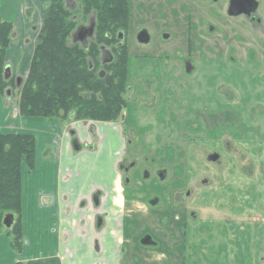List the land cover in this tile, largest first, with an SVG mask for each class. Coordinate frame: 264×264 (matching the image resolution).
Masks as SVG:
<instances>
[{"label":"rangeland","instance_id":"1","mask_svg":"<svg viewBox=\"0 0 264 264\" xmlns=\"http://www.w3.org/2000/svg\"><path fill=\"white\" fill-rule=\"evenodd\" d=\"M66 1L72 10L77 9L76 0ZM229 1L130 0L129 85L136 87L141 78L153 80L160 88L159 84L170 81L175 68V82L183 83L187 90L181 93V100L174 101L183 107L175 120H169L165 94L161 93L162 103L157 108L130 103L127 122L121 125L132 142L128 143L129 154L139 144L138 148L146 145L141 156L134 152L140 165L147 166L152 174L160 166L166 168L161 171L165 187L160 192L176 210L169 212L166 225V216H162L167 213L166 204L149 205L148 193L143 194L144 203L112 205L114 224H120L122 215L133 211L140 214L139 226L132 228V218L128 219L126 233L133 230L129 232L127 253H121L124 238L120 230L112 231L111 244L108 239L105 245L101 239L95 240L89 251L92 264H119L121 259L128 260L124 264H238L251 259V250L264 247V58L254 60L248 53L240 57L233 51L238 41L235 25L240 21L227 16ZM258 1L263 8L264 0ZM47 4L48 0H0V7L19 10L14 29L17 41L38 36ZM143 31L149 40L141 43ZM189 39L196 50L193 58L174 59L176 50L188 52ZM223 88L234 90L238 98H228ZM14 92L0 96L17 103L19 91ZM146 99L154 102L151 93ZM258 103L261 106L256 108ZM211 153L220 154L221 162L209 160ZM148 155L159 163L148 166L146 161L152 160ZM175 181L177 186L170 185ZM186 227L189 242L184 248ZM1 228L9 230L7 225ZM154 232L166 246L154 250L135 247L142 245L139 239L143 234L153 237Z\"/></svg>","mask_w":264,"mask_h":264},{"label":"crops","instance_id":"2","mask_svg":"<svg viewBox=\"0 0 264 264\" xmlns=\"http://www.w3.org/2000/svg\"><path fill=\"white\" fill-rule=\"evenodd\" d=\"M258 7L255 14L261 22L248 16L236 17L240 21L234 32L238 41L233 51L237 56L248 53L254 60L264 58V7L261 3ZM0 12L17 25V8L13 11L11 6H1ZM16 37L15 33L6 59L10 75L24 79L37 35L34 39L21 37L19 41ZM224 92L229 98H238L232 89L224 88ZM260 106L258 103L256 108ZM0 133L31 134L37 138L35 167L22 166L24 250L17 253L8 234L0 231V264H92L89 251L96 236L104 245L107 239L111 244L112 231H123L121 225L113 223L112 212V205H124L116 169L124 147L121 124L26 117L20 114L17 103L0 96ZM95 191L101 193L103 213L109 214L101 233L96 228L98 211L80 208ZM261 221L264 223V217ZM249 257L238 264H264V247L251 250Z\"/></svg>","mask_w":264,"mask_h":264},{"label":"trees","instance_id":"3","mask_svg":"<svg viewBox=\"0 0 264 264\" xmlns=\"http://www.w3.org/2000/svg\"><path fill=\"white\" fill-rule=\"evenodd\" d=\"M76 2L77 9L72 10L66 0L50 1L29 74L20 86L15 75L6 77L7 51L16 26L0 12V93L14 94L18 89L22 116L116 121L128 105L130 55L119 33L128 36L130 0ZM93 17L94 35L85 46L75 41L73 34L79 23L90 22ZM103 47L111 49L113 61L102 62ZM36 150L34 135L0 133V231L6 225V216L14 215L6 233L17 253L25 245L22 166L26 163L31 169L35 167Z\"/></svg>","mask_w":264,"mask_h":264},{"label":"flooded vegetation","instance_id":"4","mask_svg":"<svg viewBox=\"0 0 264 264\" xmlns=\"http://www.w3.org/2000/svg\"><path fill=\"white\" fill-rule=\"evenodd\" d=\"M50 1L51 0H48L47 7H45V10H46L45 16L47 14ZM234 1L235 0H230L229 5L226 8V14L230 19L243 15V16H248L252 20H257L258 22H261V18H259L255 14L259 8L258 6H259L260 2L258 0H236L239 2L238 3L239 7L243 9V11L241 13H238V14H232L231 13V8L234 5ZM45 16H44V18H45ZM76 18H80V16L79 17L76 16ZM43 22H44V19L42 21L41 26H43ZM93 23H94V17L89 22V25H86L84 22L79 23V26H78L76 32L73 34L74 40L77 42L83 43L86 46L87 44H85L84 42L86 41V43H88V40L90 38H92L94 35V32L92 35L89 34V32H90L89 29ZM14 24H15V22H14ZM15 26H16V24H15ZM82 28H83V32H80V29H82ZM94 28H95V25H94ZM39 34H40V32L38 33V36L36 38L35 46H36ZM140 35H139V37H140ZM119 38L123 43L127 44L128 51H129L128 37L124 33L121 32V33H119ZM148 40H149V36H148ZM139 41L141 43L146 42V41H141L140 39H139ZM192 42H193V40L189 39L190 45L188 44L189 49H188V52H186V54L184 52H182L181 50H176L175 53H173V55L175 54L174 55L175 57H173V58L178 59V60L181 59V60H185V61H190V59L193 58V55L196 52V50L193 46L194 43H192ZM35 46H34V49H35ZM207 48H209V47H207ZM179 51L182 52L181 55L178 54ZM33 53H34V50H33ZM129 55H130V52H129ZM32 57H33V55H32ZM101 60H102V62H111L114 60V55H113L111 49H109L107 47H103ZM167 60L171 61L172 59L168 58ZM31 61H32V59H31ZM178 63H179V61H178ZM178 63H177V65H180ZM30 66H31V64H30ZM170 69H172V67ZM174 69H173V71H174ZM29 71H30V69H29ZM129 71H130V68H129ZM173 71H171L172 77L169 79L170 81L169 82L166 81V83H163L162 85L159 84L160 88L158 87L157 84L153 83L152 79H151L152 80L151 82H148L145 79L141 80V78H139L140 83L138 85H136L137 88L134 85H131V84L128 85L127 94H126V99H127L128 105L123 110L122 114L120 115V117L116 121H97V120H84V121L118 123L121 125L125 124L127 122L128 115H129L128 107H129L130 103L135 102V103L141 104L143 107L157 108L162 103V102H160L161 101L160 100L161 93L163 95L165 94V99H166L165 107L168 108L169 120H175L177 118L178 113L182 112L183 107H182L181 103L179 105L177 104V106H176V102H174V101H177L178 98L181 100V96H180L181 93H184L187 90H186V87L183 83L177 84L175 82V79L173 76ZM189 71H191V69H189ZM28 74H29V72H28ZM101 74L104 75L105 73L102 72ZM130 76H131V74H130ZM16 77L18 79L20 78L18 76H16ZM26 78L27 77L22 79V82L25 81ZM130 79H131V77H130ZM223 91H224V88H223ZM150 93L152 94V97L154 99L153 103H151L150 101H148L146 99L147 97H150ZM178 93H179V95H178ZM228 98H229V95H228ZM17 104H18V102H17ZM18 106H19V104H18ZM184 117H187V116L185 115ZM67 120L82 121V120H75L73 116H71ZM122 131H123V136H124V147H123L121 154L117 160L116 169H117L118 173L120 174L119 186H120V188L122 187L123 201L125 203H130L132 201L143 202V198H144L143 194L148 193L147 195H149V198L147 199V201H148L149 205L158 206L162 202H164L166 204L167 213L163 214L162 216H166V217H163V219H166V221L164 223L166 225H169V219H170L169 218V212L176 210V207L173 206L174 203L172 201H168V198H166L167 196L163 195L162 192H160V188L165 187V186H163L162 180H164V179H162V178H164V177H162L161 171H163V170L165 171L166 168L164 166L163 167L160 166L158 168V170H156V173L152 174V172L149 169H147L148 168L147 166L145 167L144 165H140L139 159L134 157V152L137 151L138 153H136V154L141 156L140 153L144 149L146 150V145L144 144L145 147H142V148L139 147L140 148L139 149L138 148V146L140 145L139 144L134 149V151L133 152L131 151V153L129 154L128 143H132V142L128 141V137L125 135L123 128H122ZM185 132H188V131L185 129ZM229 146L231 147L230 144H229ZM146 153H147V151H146ZM220 156L221 155L218 153H211L208 156V159L212 160L214 162H221ZM216 157H218L219 159L217 160ZM150 158H152V157H150ZM157 161H158L157 159L152 158V160L146 161V162H150L148 166H151V164H155ZM157 163H159V162H157ZM205 183L206 184L209 183L208 179L207 180L205 179ZM172 184H173V187L177 186L176 181L173 183H170V185H172ZM167 185L169 186V183H167ZM155 187L158 191V194L156 193L157 191H155V192L153 191L154 190L153 188H155ZM119 194H120V191H119ZM153 200H156V204L152 203ZM169 203H172V204L169 205ZM102 206H103L102 196H101V193L99 191H95L89 199H87V200L85 199L84 201H82V203L80 205V208L82 211H85L89 208L90 209L92 208L93 211L94 210L98 211V213L96 215V225H97L96 228L98 230V233H101L103 231V229L107 226V217L106 216H109V214L103 213ZM139 216H140V214L138 212L135 213L132 211V213L122 215L121 223L120 224L118 223V225H121L122 230H123L122 234H123L124 240L122 239V243H121V253L122 254L124 252L127 253V251H128V249H126V246H128L127 242L129 241L128 240L129 235H130L129 232L131 230H133V229H130L129 232L126 233V231H127L126 227L128 226V219L132 218L133 224H130V226H132V228L134 227V225H135V227H137V226H139V221H138L140 219ZM189 217L194 218L193 213H191V215L189 213ZM160 219L161 218L159 217V221H160ZM134 220H136L135 224H134ZM132 221H131V223H132ZM186 229H187V227L184 229V241H182L183 243L186 240H187V242H189V238H188L189 232ZM151 236H147V235L143 234L139 239V241L141 242L142 245L138 246L136 244L135 247L145 246L146 248H151L152 250H154V249L160 248V246L162 247L165 245L164 240L162 238H160V236H158L155 232L153 233V237H151ZM95 240L99 242V240H100L99 235L96 236ZM166 249H168V251H170V249L168 247H166ZM134 260L137 261L136 258ZM124 261L128 262L127 259L126 260L121 259L119 264H124ZM126 262H125V264H126ZM137 262L141 263V260H138Z\"/></svg>","mask_w":264,"mask_h":264},{"label":"water","instance_id":"5","mask_svg":"<svg viewBox=\"0 0 264 264\" xmlns=\"http://www.w3.org/2000/svg\"><path fill=\"white\" fill-rule=\"evenodd\" d=\"M237 2V3H236ZM238 1H234V5H233V7L231 8V13L232 14H238V13H241L242 11H243V9L242 8H240L239 7V5H238ZM89 34H93V32H94V23L92 24V26L90 27V29H89ZM80 32H83V28L82 29H80ZM147 32L146 31H144V32H142L141 33V35H140V37H139V39L141 40V41H147L148 40V35L146 34ZM10 76V69H9V67L7 66L6 67V77H9ZM19 86L21 85V82H22V78L20 77L19 79ZM13 222H14V215H12V214H8L7 216H6V218H5V224L8 226V227H11L12 226V224H13Z\"/></svg>","mask_w":264,"mask_h":264}]
</instances>
